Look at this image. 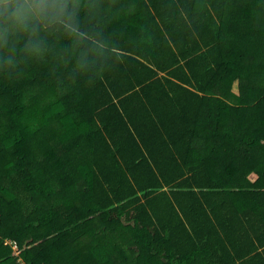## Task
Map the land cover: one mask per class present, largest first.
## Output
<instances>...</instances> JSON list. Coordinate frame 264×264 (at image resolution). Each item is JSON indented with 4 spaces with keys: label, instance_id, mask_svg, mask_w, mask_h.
<instances>
[{
    "label": "trees",
    "instance_id": "trees-1",
    "mask_svg": "<svg viewBox=\"0 0 264 264\" xmlns=\"http://www.w3.org/2000/svg\"><path fill=\"white\" fill-rule=\"evenodd\" d=\"M67 3L0 24V264H264V0Z\"/></svg>",
    "mask_w": 264,
    "mask_h": 264
},
{
    "label": "clouds",
    "instance_id": "clouds-1",
    "mask_svg": "<svg viewBox=\"0 0 264 264\" xmlns=\"http://www.w3.org/2000/svg\"><path fill=\"white\" fill-rule=\"evenodd\" d=\"M74 13L68 11L67 0H0V24L9 28L27 27L28 21L39 24L43 20L60 23L73 30Z\"/></svg>",
    "mask_w": 264,
    "mask_h": 264
},
{
    "label": "crops",
    "instance_id": "crops-1",
    "mask_svg": "<svg viewBox=\"0 0 264 264\" xmlns=\"http://www.w3.org/2000/svg\"><path fill=\"white\" fill-rule=\"evenodd\" d=\"M237 83H234L233 84V86H232V91L235 93V94H237L238 93V89H237ZM219 98H223V99H228V98H226V97H224V96H218ZM205 98L207 99V101H208V103H209V106H211L212 105V99H213V97H212V94H209L208 96H205ZM261 100V97L260 98H258L257 99V102L258 101H260ZM234 105H236L235 103H234ZM207 107V105H206V103H205V107L204 108H206ZM239 108H240V106H239ZM245 110V109H244Z\"/></svg>",
    "mask_w": 264,
    "mask_h": 264
},
{
    "label": "rangeland",
    "instance_id": "rangeland-1",
    "mask_svg": "<svg viewBox=\"0 0 264 264\" xmlns=\"http://www.w3.org/2000/svg\"><path fill=\"white\" fill-rule=\"evenodd\" d=\"M252 36H256L255 34H252ZM241 43V45H242V42H240ZM242 48V46H240V49ZM252 50H254V49H252ZM255 52V51H254ZM255 177L253 176V175H250V180H252V179H254ZM10 244V243H9ZM11 245V244H10ZM16 246V244L14 243L13 244V247H14V249L16 250V252H15V254L17 255H15L14 253H13V255H15L16 256V262L17 263H15V264H21V263H23L22 261H21V259H19V250H18V248H17V246Z\"/></svg>",
    "mask_w": 264,
    "mask_h": 264
},
{
    "label": "built area",
    "instance_id": "built-area-1",
    "mask_svg": "<svg viewBox=\"0 0 264 264\" xmlns=\"http://www.w3.org/2000/svg\"><path fill=\"white\" fill-rule=\"evenodd\" d=\"M16 247V246H15ZM14 248V247H13ZM14 252H16V250L14 249ZM21 264H23V263H21Z\"/></svg>",
    "mask_w": 264,
    "mask_h": 264
}]
</instances>
